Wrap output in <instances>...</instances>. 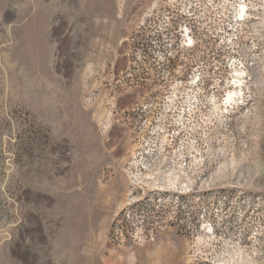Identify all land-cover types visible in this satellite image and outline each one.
<instances>
[{
    "label": "rangeland",
    "instance_id": "obj_1",
    "mask_svg": "<svg viewBox=\"0 0 264 264\" xmlns=\"http://www.w3.org/2000/svg\"><path fill=\"white\" fill-rule=\"evenodd\" d=\"M0 264H264V0H0Z\"/></svg>",
    "mask_w": 264,
    "mask_h": 264
},
{
    "label": "bare ground",
    "instance_id": "obj_2",
    "mask_svg": "<svg viewBox=\"0 0 264 264\" xmlns=\"http://www.w3.org/2000/svg\"><path fill=\"white\" fill-rule=\"evenodd\" d=\"M231 98V96H229V98L228 99H230Z\"/></svg>",
    "mask_w": 264,
    "mask_h": 264
}]
</instances>
